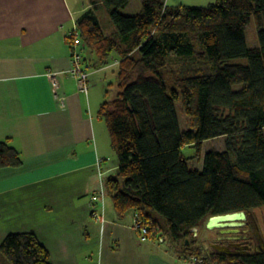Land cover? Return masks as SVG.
<instances>
[{"label":"trees","instance_id":"obj_1","mask_svg":"<svg viewBox=\"0 0 264 264\" xmlns=\"http://www.w3.org/2000/svg\"><path fill=\"white\" fill-rule=\"evenodd\" d=\"M99 1L114 33L103 31L91 5L73 30L87 71L86 59L116 66L98 111L117 159L116 173L104 177L115 210L137 212L150 239L163 237L183 261L201 254L202 264H264V249L228 253L186 243L212 215L264 207V0H141L133 14L120 11L131 0ZM252 17L255 46L245 33ZM177 101L189 119L184 129ZM219 137L225 148L206 151L201 169L189 168L181 149L195 146L198 157L205 140ZM22 162L10 139H0V167ZM0 264L52 262L33 233L14 232L0 244Z\"/></svg>","mask_w":264,"mask_h":264},{"label":"crops","instance_id":"obj_2","mask_svg":"<svg viewBox=\"0 0 264 264\" xmlns=\"http://www.w3.org/2000/svg\"><path fill=\"white\" fill-rule=\"evenodd\" d=\"M78 7L74 0H0V139L23 157L20 166L0 167V244L9 233L31 232L52 264H187L167 243L141 240L133 211L119 215L107 197L103 227L92 218L96 159L104 158V177L117 159L98 113L105 81L94 75L106 66L86 59L87 94L69 73V32L89 5Z\"/></svg>","mask_w":264,"mask_h":264},{"label":"rangeland","instance_id":"obj_3","mask_svg":"<svg viewBox=\"0 0 264 264\" xmlns=\"http://www.w3.org/2000/svg\"><path fill=\"white\" fill-rule=\"evenodd\" d=\"M215 0H166V2L171 4H179V3H186L188 5H207L210 2H213ZM75 4L78 6L81 5V8L78 7L79 10L82 9V5H91L92 10H94V13H96L100 24L102 26L103 31L106 34L112 35L114 31L116 30L115 25L113 24L109 10L104 5L101 4L99 0H74ZM141 7V0H131V3L123 8L120 9V11L124 14H133L138 11ZM78 10V11H79ZM80 11L78 12V15H80ZM264 23V21H263ZM264 25V24H263ZM246 39L247 44L249 46H255L258 45V37H257V25H256V19L252 17L250 24L246 28ZM88 58L89 55H86ZM236 61H239L241 63H247L246 58H239ZM96 78H100L101 85L103 81H105V84L110 81L114 82L116 80V66L113 64L106 66L104 70L96 73L94 75ZM91 79V78H90ZM100 84V82H99ZM97 82L94 83L95 88H98L100 90V85ZM234 88H237L235 86ZM104 100V95L99 96V103L101 104ZM176 110L178 119L180 122V126L184 129L189 125V119L187 118L186 113L182 109V105L179 101L176 102ZM225 148V137H219L215 139H209L205 140L202 143L201 147V155L196 156L197 149L195 146H185L181 149L182 156L187 160L189 168H196L201 169L202 167V158L206 151L209 150H222ZM114 160L116 158L115 154L113 155ZM110 161L108 163L110 164ZM116 161V160H115ZM116 162L114 163V165ZM116 173L115 168H113L110 172L107 173V176H112ZM109 200L112 201L110 197ZM249 223L246 224V226H242L241 229L245 231H240L236 233H219L217 229H207L204 226V223L197 229V232H193L194 235L187 236L186 243L191 240L195 241L196 244H203L205 248H207V251H215L216 246L219 245H227L230 247V250L233 252H244V253H252L255 251L256 248H259V240L257 239L255 229L259 228L260 233L262 234L264 238V207L260 208H254L249 211L248 213V219ZM252 225V226H251ZM253 227V229H252ZM155 240V239H153ZM165 242V240H164ZM162 242V244L164 243ZM166 243V242H165ZM247 245L250 248L246 249L244 246ZM217 251V250H216ZM185 260V259H184ZM202 255H191L185 260L187 264H202Z\"/></svg>","mask_w":264,"mask_h":264},{"label":"built area","instance_id":"obj_4","mask_svg":"<svg viewBox=\"0 0 264 264\" xmlns=\"http://www.w3.org/2000/svg\"><path fill=\"white\" fill-rule=\"evenodd\" d=\"M69 38L73 41L74 50L72 53V65L70 67L69 73L75 78L78 86V90L81 93H88L89 88V78L88 71L82 65V57L80 52V44L77 33L75 30L69 32ZM56 72H49L48 76L51 78L53 86H56L57 82L55 79ZM104 160L103 157H97L96 165H97V175L99 178V186L96 188L90 195V203H91V215L92 218L101 224L103 227L105 218V200L107 197L105 184H104V172L101 169V163ZM132 227L139 233L140 239L145 241L150 239L149 230L143 220L140 218L139 214L133 211V221ZM158 242H164V238L161 237L158 239Z\"/></svg>","mask_w":264,"mask_h":264},{"label":"water","instance_id":"obj_5","mask_svg":"<svg viewBox=\"0 0 264 264\" xmlns=\"http://www.w3.org/2000/svg\"><path fill=\"white\" fill-rule=\"evenodd\" d=\"M248 219V214L244 210L240 211H234V212H228V213H223V214H216L210 216L206 223L205 226L207 229H217L218 232L221 234L223 233H236L240 231H245L244 229L242 230V226H246ZM197 227L193 228V231L196 233L197 232ZM257 239L259 240V248L264 249V238L262 234L259 231V228L255 229ZM246 249L250 248L249 246L245 245L244 246ZM216 250L223 251V252H228V253H233V251L230 250V247L227 245H219L215 247ZM255 250H258L256 248ZM244 253V252H243Z\"/></svg>","mask_w":264,"mask_h":264},{"label":"flooded vegetation","instance_id":"obj_6","mask_svg":"<svg viewBox=\"0 0 264 264\" xmlns=\"http://www.w3.org/2000/svg\"><path fill=\"white\" fill-rule=\"evenodd\" d=\"M248 214V213H247ZM248 223H249V221H247ZM252 226V225H251ZM252 229H253V227H252ZM218 231V230H217ZM220 233V232H219Z\"/></svg>","mask_w":264,"mask_h":264}]
</instances>
